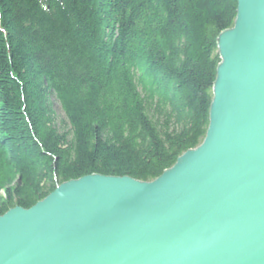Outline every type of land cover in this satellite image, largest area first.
<instances>
[{"label": "trees", "instance_id": "trees-1", "mask_svg": "<svg viewBox=\"0 0 264 264\" xmlns=\"http://www.w3.org/2000/svg\"><path fill=\"white\" fill-rule=\"evenodd\" d=\"M237 7L0 0V215L93 173L154 180L199 146Z\"/></svg>", "mask_w": 264, "mask_h": 264}, {"label": "water", "instance_id": "water-1", "mask_svg": "<svg viewBox=\"0 0 264 264\" xmlns=\"http://www.w3.org/2000/svg\"><path fill=\"white\" fill-rule=\"evenodd\" d=\"M202 143L151 181L93 173L0 215V264H264V0H237Z\"/></svg>", "mask_w": 264, "mask_h": 264}, {"label": "rangeland", "instance_id": "rangeland-1", "mask_svg": "<svg viewBox=\"0 0 264 264\" xmlns=\"http://www.w3.org/2000/svg\"><path fill=\"white\" fill-rule=\"evenodd\" d=\"M55 107L57 109V113L59 115V119L65 118V114L61 108V105L59 104V102L56 101Z\"/></svg>", "mask_w": 264, "mask_h": 264}]
</instances>
